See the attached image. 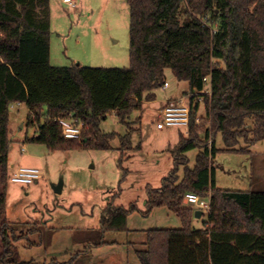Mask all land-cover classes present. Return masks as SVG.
<instances>
[{"label": "trees", "instance_id": "trees-1", "mask_svg": "<svg viewBox=\"0 0 264 264\" xmlns=\"http://www.w3.org/2000/svg\"><path fill=\"white\" fill-rule=\"evenodd\" d=\"M126 2L129 66L105 68L51 65L50 0H0V264H32L10 259L12 243L20 238L3 219L11 176L9 109L26 107L27 126L36 129L27 140L49 151H108L118 137L122 158L132 149L129 115L155 99L168 69L177 81L188 83L190 120L187 135L168 148L173 168L159 189L146 190L145 214L165 208L182 226L148 231L147 249L137 256L141 264H264V191L217 188L213 165L218 133L222 151L232 153H246L264 140V0ZM199 98L203 118L210 122L204 138L195 126ZM111 113L126 125L125 135L101 130ZM70 117L82 125L79 139L62 135L57 120ZM241 141L244 147H239ZM194 149L198 153L190 167L187 153ZM187 193L209 198L202 229L192 226L194 210L184 203ZM138 210L134 204L129 209L109 204L96 239L126 231L128 216Z\"/></svg>", "mask_w": 264, "mask_h": 264}, {"label": "rangeland", "instance_id": "rangeland-1", "mask_svg": "<svg viewBox=\"0 0 264 264\" xmlns=\"http://www.w3.org/2000/svg\"><path fill=\"white\" fill-rule=\"evenodd\" d=\"M75 3V9L59 0L50 3L51 65L68 67L78 63L88 67L127 68L129 8L126 0H75ZM165 77L168 88L166 91L159 88L155 92L158 97L170 92L180 97L188 91V83L177 81L171 70L165 71ZM200 99L195 126L200 138H204L203 132L210 127V122L203 118L204 104ZM158 108V103L143 102L141 111L131 112L128 123L133 130L132 149L122 158L118 137L108 151H49L45 145L27 140L36 136V129L27 126L26 107L16 104L9 109V162L14 167L10 174L19 167L37 168L43 173L41 179L30 185L12 183L10 179L5 184L3 219L20 238L12 243L11 260L32 264H51L54 259L69 261V256L77 251L73 238L77 240L84 235L82 231L99 226L102 212L109 204L125 209L136 205L139 210L127 219L132 226L154 220L142 213L146 209L143 205L146 190L161 187L163 178L173 168L168 148L178 144L179 136L188 132L180 127L157 129ZM100 128L104 133L119 136L128 132L115 113L107 115ZM214 140L219 150L213 163L216 187L264 191V140L250 146L246 153L222 151L224 143L219 133ZM137 146L139 149H135ZM239 147H244L242 141ZM196 154L197 149L187 153L190 167ZM60 180L62 192L56 194L52 185ZM2 188L0 183V192ZM114 258L104 262L112 263Z\"/></svg>", "mask_w": 264, "mask_h": 264}, {"label": "crops", "instance_id": "crops-1", "mask_svg": "<svg viewBox=\"0 0 264 264\" xmlns=\"http://www.w3.org/2000/svg\"><path fill=\"white\" fill-rule=\"evenodd\" d=\"M51 1L52 0H50V3ZM50 23H51V16H50ZM167 88H168V85L166 88L161 87L162 91H166ZM173 94L175 93L171 94L170 92L169 95H164L162 97H158L156 95L153 101H145V102L158 103L159 108L157 109V112L158 114H160V111L162 110V108L169 103H187L186 97H187V94H189V88H188V91L185 92L180 97H175V95ZM199 100L201 99L199 98ZM19 105H22V104H19ZM27 113H28V110H27ZM178 142H179V139L177 143ZM197 153H198V150H197ZM13 168H14L13 164L9 162V172L10 171L12 172L14 170ZM146 201H147V196L143 204L145 208H146ZM186 205L190 207L192 206L188 203ZM192 209L194 210V213L197 210L200 211V214L198 217H195L193 214L192 226L196 229H202L203 224L207 219V213L206 211H202L197 208H195L197 210H195L194 208ZM142 213L145 218H149L151 216V217H154V220L152 222H147V223L143 222L142 224L136 223V225L134 226L130 225L127 222L126 231L104 233L100 241L96 239V233H98L99 231L100 223H99V226L95 228H91V229L87 228L86 230L82 231V234L84 235H82L81 238L77 240L73 238V241H72L73 246L74 245L77 246V251L74 254H71L69 256L70 258L68 257L69 258L68 260H70L71 258H74L76 260L74 263H77V264H104L105 263L104 261L107 258L111 259L112 256H114L115 257L114 260L112 261V263H109V264H141L137 256V253L145 251L147 249L146 242L148 238L147 236L148 231L180 229L182 226L180 219L174 213L168 211L165 208H155L149 214H145V211H142ZM119 235H122V237ZM0 248H1V243H0ZM1 251H2V248H1ZM66 260L67 259L65 260L63 259V261L62 262L59 261V263L67 262Z\"/></svg>", "mask_w": 264, "mask_h": 264}, {"label": "built area", "instance_id": "built-area-1", "mask_svg": "<svg viewBox=\"0 0 264 264\" xmlns=\"http://www.w3.org/2000/svg\"><path fill=\"white\" fill-rule=\"evenodd\" d=\"M62 4L68 6L71 9L76 8L75 0H60ZM0 62H3L0 55ZM207 81L206 79H204ZM167 83L163 85L167 87ZM205 91L200 92L202 94ZM19 105V104H18ZM160 121L157 123V129H163L164 127H180L187 130L190 120V112L186 103H169L160 111ZM58 123L61 126L62 135L65 139H79L82 133V125L78 124L76 119L59 118ZM43 173L37 168L19 167L10 176L12 183L21 185H30L35 181L41 179ZM185 200L188 204L195 206L202 211H208L210 209L209 198H201L196 194L187 193Z\"/></svg>", "mask_w": 264, "mask_h": 264}, {"label": "water", "instance_id": "water-1", "mask_svg": "<svg viewBox=\"0 0 264 264\" xmlns=\"http://www.w3.org/2000/svg\"><path fill=\"white\" fill-rule=\"evenodd\" d=\"M52 189L54 193L60 194L62 192V180H60L56 185H52ZM184 203L187 204V201L184 200ZM200 214V211H195L194 216L198 217Z\"/></svg>", "mask_w": 264, "mask_h": 264}]
</instances>
